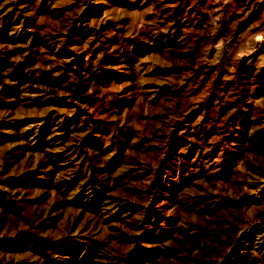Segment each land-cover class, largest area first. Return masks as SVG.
Returning a JSON list of instances; mask_svg holds the SVG:
<instances>
[{
  "label": "rangeland",
  "instance_id": "1",
  "mask_svg": "<svg viewBox=\"0 0 264 264\" xmlns=\"http://www.w3.org/2000/svg\"><path fill=\"white\" fill-rule=\"evenodd\" d=\"M0 264H264V0H0Z\"/></svg>",
  "mask_w": 264,
  "mask_h": 264
}]
</instances>
